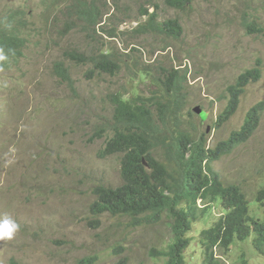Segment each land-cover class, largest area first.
<instances>
[{
  "label": "rangeland",
  "instance_id": "rangeland-1",
  "mask_svg": "<svg viewBox=\"0 0 264 264\" xmlns=\"http://www.w3.org/2000/svg\"><path fill=\"white\" fill-rule=\"evenodd\" d=\"M42 1L0 0V9L23 3L33 14V32L26 50L28 58L20 71L22 92L15 90L12 99L4 105L7 110L1 113L6 124L0 130V143L6 150L0 155V183L12 184L15 193L0 202V217L15 214L23 218L30 206L46 204L43 215L53 223L59 222L63 230L61 237L68 243L66 249L69 250L83 232V224L77 217L70 218L68 222L67 214L74 210L78 216L88 217L89 204H84L79 195L67 194L68 188L77 184L86 193L89 189L87 175L91 171L104 178L107 186L116 187L121 183V157L112 156L104 160L97 157L98 150L112 135L115 95L122 93L125 99L133 100L137 96L146 100L156 120L162 123L159 107L148 99L155 97L163 103L172 99L162 83L166 76L161 70L179 69L185 95L179 119L182 126L192 124L201 133L226 107L228 86L235 83L239 74L260 61L263 64L262 80L248 87L239 110L225 126L224 132L228 134L236 129L248 110L264 100V0H191L184 10L171 8L164 0H101L106 6L105 13H110L112 18L104 19V24L96 30L104 52L113 54L111 59L118 64L114 75L100 73L91 62L84 66L71 59L73 52L87 57L99 55L91 52L93 45L86 38L88 32L82 31L83 23L55 47L48 45L40 17ZM144 9L149 15L156 13L155 21L159 24L178 20L183 28L180 39L152 28L142 32L140 27L150 20V16L142 14ZM253 22L258 27L255 34L250 33ZM114 30L115 35L112 34ZM55 61L61 63L74 81L75 92L52 72ZM47 96L53 98L46 101ZM73 98L83 114L78 126L72 129L60 121L77 120L72 109ZM199 106L209 115L205 123H201L193 112ZM191 111L193 116L188 115ZM168 127L172 128L171 123ZM97 132L103 133L104 137L90 144L89 138ZM260 134L264 135V115L254 138L215 167L225 179L240 182L249 196H253L259 187L253 171L260 166L252 164L250 157L257 152ZM42 139L47 142L46 149L43 144L38 148ZM27 141L33 149L25 147ZM168 141L172 143L171 139ZM51 147L54 159L49 157ZM13 158L18 165L16 174ZM57 169L62 171L63 178L56 175ZM44 173L50 178L45 179ZM43 185L57 192L34 197ZM251 215L264 221V206L252 207ZM122 222L132 221L122 219ZM102 223L101 229L111 222L105 219ZM169 223L165 219L147 226H122L119 238L126 247L124 256L136 264H164V259L151 252L154 248L166 251L171 244ZM192 237L194 240L185 252L186 263L203 264L200 235L194 231ZM242 253H245L249 264H264V254L254 248L252 239L246 243L236 240L228 252L218 250L217 258L225 264H241ZM118 258L113 257L100 264H113Z\"/></svg>",
  "mask_w": 264,
  "mask_h": 264
},
{
  "label": "clouds",
  "instance_id": "clouds-1",
  "mask_svg": "<svg viewBox=\"0 0 264 264\" xmlns=\"http://www.w3.org/2000/svg\"><path fill=\"white\" fill-rule=\"evenodd\" d=\"M52 5L55 7V0H43L39 5V9L41 10V23L46 31V41L49 46L53 45L55 47L64 38L62 39L63 27L58 22L59 12L55 8L54 13L50 15ZM55 12H57L56 15ZM32 19L33 14H31V10L23 3L9 6L6 9H0V32L14 33L15 30H18L27 37L26 47L20 56L15 54L9 57L5 48L0 45V130L6 124L1 115L2 112L7 110V107L4 105H7L9 100L12 99L15 90L19 89L22 92L20 71L26 64L28 58L26 50L33 32L31 27ZM103 24L104 22L100 25ZM55 66L56 61L52 65V71L56 78L62 84L67 83L73 92H75L73 87L74 81L68 75L70 78L68 81L62 80L56 74ZM262 66L263 64L258 61L253 68L239 74L234 84L228 86L227 105L215 121H212L207 130L204 129L201 133H198L195 127L188 123L180 129V131L185 130L186 134L190 136L188 139L191 141L186 142L187 151L183 153V161L191 172L192 177L180 189L176 213L178 215L177 217L187 227H190L189 231L188 229L186 230V240L188 239L190 244L194 240L192 237L194 231L200 235L199 245L202 248L201 241L207 237L217 236L223 239L227 234H234L233 243L229 246L228 250L236 240L246 243L252 239L254 248L261 252V254H264V221L251 215L252 207L264 206V135L260 134L257 152L254 156L250 157L252 164H258L260 166L259 169L253 171L259 184L253 196L247 194L245 187L240 182L225 179L215 168L218 162L231 156L240 146L252 140L260 129L264 115V100L258 102L248 110L241 125L228 134L224 132L225 126L229 124L230 120L239 110L241 98L248 87L262 80ZM243 74L248 75L246 80L239 79ZM74 96L77 97L75 94ZM52 98L53 96H47L46 101H50ZM234 101H236V109L230 114V107L234 104ZM72 109L77 120L69 122L60 121V124H64V126H69L73 129L78 126L80 117L83 114V110L75 98L72 101ZM197 110L201 111V113L196 112ZM193 112L198 115L201 123L208 121L209 115L203 107L201 108L199 106ZM193 112H188V115L193 116ZM248 119H251V127L254 126V131L233 142L230 139V135L241 133ZM168 130H172V128ZM173 130L175 131L176 127ZM103 137V133L97 132L89 138V143H94L97 138L101 139ZM105 142L102 150L106 145ZM42 144L43 148L46 149L47 142L43 139L38 148L40 149ZM25 147L33 149L31 148V143L28 141ZM5 150V147L0 143V155ZM101 151L98 150L97 152V157L101 160L112 156L121 157V183L116 187L107 186L104 184V178H100L97 173L91 171L87 175L89 189L86 193H83L77 184H74L72 188H68L69 192L67 194L79 195L84 204H89L88 217L83 214L78 216L74 210H70L67 214L68 222L70 218L77 217L83 224V232L78 236L75 244H72L69 250L66 249L68 243L61 237L63 230L59 222L53 223L43 215L48 205L36 204L30 206L23 218L15 214L0 217V264H100L113 257H119L113 264L137 263L131 262L129 257L124 256L126 247L119 238L121 227L128 228L126 225L132 222L124 224L122 219L128 221L129 219L121 216L120 213L113 212L109 208L111 194L124 185L122 178L123 155L119 153L102 157ZM49 157L51 159L55 158L52 155V147L49 150ZM13 161L15 163L14 174H16L18 165L14 158ZM84 163H87V161L85 160ZM171 171H168L164 176L166 183H171L169 175H172L181 184L183 177L181 168L177 167L175 171ZM55 173L60 178H63L61 170L57 169ZM44 178L49 179V174L44 173ZM56 192L55 189L43 185L37 190L34 197H42L47 195V193L54 194ZM14 193L15 189L12 184L6 182L0 183V202L8 197L14 196ZM166 194L171 198L174 197L171 191H166ZM58 213L59 211L57 215ZM105 219L111 223L109 226L101 229L102 222ZM165 219L163 218L159 221ZM169 224H171V221ZM197 226L200 227L197 228ZM243 226L248 227L252 231L251 236L246 240H242L236 234ZM256 233L261 238L258 246L255 244ZM218 246L219 244L213 248L215 258L218 257V250L228 252V250L220 249ZM203 251L204 264V248ZM2 255L3 257H1ZM240 257L241 263L243 259H247L245 253H242ZM217 260L225 264L220 259L217 258ZM247 261L249 264L248 259Z\"/></svg>",
  "mask_w": 264,
  "mask_h": 264
},
{
  "label": "trees",
  "instance_id": "trees-1",
  "mask_svg": "<svg viewBox=\"0 0 264 264\" xmlns=\"http://www.w3.org/2000/svg\"><path fill=\"white\" fill-rule=\"evenodd\" d=\"M164 2L171 8L184 10L191 0H164ZM55 8L59 12L58 22L63 27L62 39L75 28L78 29L80 23H83L82 31L88 32L86 38L93 45L91 52L99 53L98 56L87 57L84 54L73 52L72 59L78 65L84 66L91 62L100 73L116 74L118 64L114 59H111V56L114 57V55L104 52L99 31L96 30L104 22V19L112 18L110 13H105L106 6L101 3V0H55V7L51 6L50 15L54 13ZM142 12V14L150 16L148 24L140 27L142 32H147V28H152L174 39H180L182 36L183 28L178 20H168L159 24L155 21L156 13L149 15L145 9ZM119 26L120 24L117 25V27ZM250 30L251 33H258L255 22L250 25ZM115 31H112L113 35H115ZM26 41L27 37L18 30H15L14 33L0 32V45L5 48L9 57L15 54L22 55ZM64 69L61 63L56 61V74L62 80L68 81L70 78ZM161 72L166 76L162 83L166 86V92L168 95L171 94L172 99L163 103V101H157L155 97H151L148 101L155 102L159 107L162 123L156 120L154 111L146 100L137 96L133 100L125 99L122 93L115 95L113 97V133L106 140V145L103 150L101 149L102 151L100 150V153L102 157L119 153L123 155L122 178L124 185L111 194L109 208L132 221L126 227L147 226L163 218L170 220L172 243L166 251L162 252L154 248L151 254L164 259L165 264H187L184 252L190 245V241L186 240V230L189 231L190 227H187L176 213L180 189L192 177L183 161V153L187 151L186 142L191 141L188 139L190 136L186 134L185 130L180 131L182 121L179 118L185 102L183 79H179V69L166 70L163 68ZM247 76L243 74L239 79L246 80ZM235 109L236 101L230 107V114ZM170 123H173L172 130H168ZM253 131L254 126L251 127V119H248L242 132L231 134L230 139L236 142ZM169 139L172 140V143H169ZM177 167L181 168L183 175L181 184L172 175H169L171 183H166L164 176L170 170H172L171 172L175 171ZM166 191H171L174 197H169ZM236 234L242 240H246L251 236L252 231L243 226ZM260 239L256 233V246ZM233 240L234 234H227L223 239L211 236L202 240L201 244L205 249L204 264H222L215 258L213 248L219 244L220 249L228 250ZM241 264H248L247 259H243Z\"/></svg>",
  "mask_w": 264,
  "mask_h": 264
},
{
  "label": "water",
  "instance_id": "water-1",
  "mask_svg": "<svg viewBox=\"0 0 264 264\" xmlns=\"http://www.w3.org/2000/svg\"><path fill=\"white\" fill-rule=\"evenodd\" d=\"M196 112L201 113V111L197 110Z\"/></svg>",
  "mask_w": 264,
  "mask_h": 264
}]
</instances>
